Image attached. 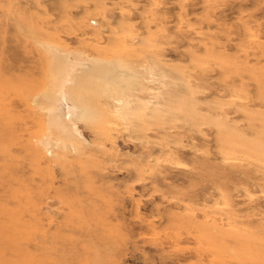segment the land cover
<instances>
[{
  "label": "rangeland",
  "instance_id": "rangeland-1",
  "mask_svg": "<svg viewBox=\"0 0 264 264\" xmlns=\"http://www.w3.org/2000/svg\"><path fill=\"white\" fill-rule=\"evenodd\" d=\"M0 264H264V0H0Z\"/></svg>",
  "mask_w": 264,
  "mask_h": 264
},
{
  "label": "bare ground",
  "instance_id": "bare-ground-1",
  "mask_svg": "<svg viewBox=\"0 0 264 264\" xmlns=\"http://www.w3.org/2000/svg\"><path fill=\"white\" fill-rule=\"evenodd\" d=\"M43 52H46L48 57H46L47 73L44 71V74L46 73L45 83L35 96L36 101H38V108L41 110V114L44 115L45 122L49 129L51 128V131L66 129L69 133L73 132L80 136L75 120L83 118L86 111L83 106H79L74 102L76 97L74 92L82 96V92L86 90L91 80L93 81L95 77L107 76L110 72L100 67L97 62L86 64L78 59L76 60L72 54L63 53L53 48L44 47ZM16 60L17 58L13 59L12 62L16 63ZM104 67L108 66L105 65ZM32 74V79H36V74ZM13 78L16 80V77ZM95 80L97 81L98 79L95 78ZM96 81L94 82L96 83ZM58 133L60 132L58 131ZM65 135L67 137L70 136V134ZM41 142L43 144L46 143L44 137Z\"/></svg>",
  "mask_w": 264,
  "mask_h": 264
}]
</instances>
